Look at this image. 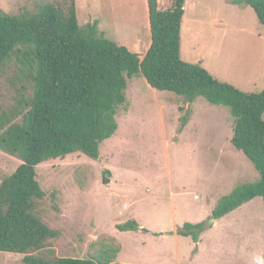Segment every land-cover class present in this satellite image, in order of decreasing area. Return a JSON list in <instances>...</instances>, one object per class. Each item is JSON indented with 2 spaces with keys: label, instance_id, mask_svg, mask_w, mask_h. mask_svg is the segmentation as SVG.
<instances>
[{
  "label": "rangeland",
  "instance_id": "rangeland-1",
  "mask_svg": "<svg viewBox=\"0 0 264 264\" xmlns=\"http://www.w3.org/2000/svg\"><path fill=\"white\" fill-rule=\"evenodd\" d=\"M174 1L159 0L161 10L170 9ZM70 2L0 0V9L17 15ZM76 4L84 29L97 24L100 36L144 58L152 43L148 0ZM263 58L264 27L252 8L226 0H187L182 24L186 63L201 65L218 82L253 94L262 89L237 85L230 71L240 63L255 79L253 64ZM15 72L11 64L1 75L4 107L16 103ZM126 97L117 111L118 130L102 144L99 160L76 153L37 167L46 197L35 215L60 233L49 249L57 257L78 259L117 251L119 264H264L261 197L203 229L197 250L191 237L176 240L186 223L204 224L223 197L260 179L252 162L232 144L235 118L230 109L203 97L190 103L186 97L157 91L141 73L128 78ZM21 165L0 150V185ZM129 221H136L140 230L118 229ZM24 258L0 252V264H23Z\"/></svg>",
  "mask_w": 264,
  "mask_h": 264
},
{
  "label": "trees",
  "instance_id": "trees-1",
  "mask_svg": "<svg viewBox=\"0 0 264 264\" xmlns=\"http://www.w3.org/2000/svg\"><path fill=\"white\" fill-rule=\"evenodd\" d=\"M226 1L252 8L264 27V0ZM186 2L175 0L161 10L159 0H148L152 44L142 60L100 36L97 24L84 29L76 0L46 4L35 13L9 15L0 9V79L16 65L12 84L17 93L14 105L0 104V150L22 162L0 185V252L25 255L23 264H119L117 251L78 259L57 257L49 249L60 233L35 215L46 197L36 169L76 153L99 160L102 144L118 130L116 116L127 101L128 78L140 73L157 91L190 103L203 97L228 107L235 118L232 144L260 179L223 197L212 215L219 220L257 197L264 201V90L245 94L182 59ZM118 229L135 232L140 225L129 221ZM202 230L203 224L186 223L179 234L197 245Z\"/></svg>",
  "mask_w": 264,
  "mask_h": 264
},
{
  "label": "crops",
  "instance_id": "crops-1",
  "mask_svg": "<svg viewBox=\"0 0 264 264\" xmlns=\"http://www.w3.org/2000/svg\"><path fill=\"white\" fill-rule=\"evenodd\" d=\"M148 16H149V9H148ZM182 24H183V21H182ZM150 29H151V27H150ZM150 47H151V45H150ZM254 68H255V71L252 70V72H253V74L255 76V79L249 77V73H247V71L245 72L244 66H242L240 63H237L235 69H233L232 71H230L232 73L233 77H234V80L233 81H235L237 85L243 84V85H246V86H249V87L250 86H254V87H258V89H262L261 91H263L264 90V58L262 60H260V61H255V63L253 64V69ZM203 221L200 220V221H194V222H189V223L196 225V224L202 223ZM179 227H181V226H179ZM178 234H179V232H178ZM180 237L190 238V237L181 236L179 234L176 237V240H178ZM197 245H196V247H197Z\"/></svg>",
  "mask_w": 264,
  "mask_h": 264
},
{
  "label": "water",
  "instance_id": "water-1",
  "mask_svg": "<svg viewBox=\"0 0 264 264\" xmlns=\"http://www.w3.org/2000/svg\"><path fill=\"white\" fill-rule=\"evenodd\" d=\"M216 221H217V219H216L214 216L210 217V218L208 219V221H206V222L203 224V229H204V230H209V229H211V228L215 225Z\"/></svg>",
  "mask_w": 264,
  "mask_h": 264
}]
</instances>
